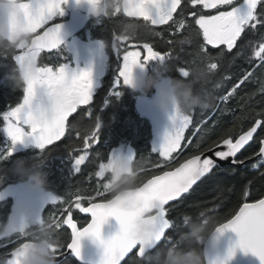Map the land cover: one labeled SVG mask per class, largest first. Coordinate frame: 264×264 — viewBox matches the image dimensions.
Listing matches in <instances>:
<instances>
[{
    "label": "snow or ice",
    "instance_id": "obj_1",
    "mask_svg": "<svg viewBox=\"0 0 264 264\" xmlns=\"http://www.w3.org/2000/svg\"><path fill=\"white\" fill-rule=\"evenodd\" d=\"M66 2L67 0H26L21 4L20 12L15 17L17 22L24 24L33 33L34 39L31 47L16 56V60L22 66L27 63L30 70L27 85L23 89L22 100L9 110L0 113L4 122L2 131L8 141L4 148L0 149V161L7 159L12 153L13 146L17 142H24L25 139H30L42 151L46 149V146L60 141L69 127L70 116L76 113L80 106L90 105L100 85V81L94 80L90 65L78 68L71 67L68 62L59 63L58 66L38 63L42 52L55 50L57 53H66L65 49L60 48L61 26L54 22V17L63 15L62 4ZM181 4L182 0H128L123 12L124 15L143 20L146 26H162L173 22L182 29L186 22L183 19L174 20V14L182 10ZM191 4L193 6L202 5L204 9L216 10L214 15H197L196 12H191L189 15L199 26L205 45L223 46L218 57L223 56L224 49L231 52L246 30L257 29L258 26L264 27V0H191ZM129 41L113 35L112 48L118 56L122 46L128 44L127 47H123L122 63L112 84V94L116 97L120 95V91L116 89L121 84V80L123 85L129 84L130 72L134 65L149 62L166 63L170 56V52L156 51L147 42L139 44L128 43ZM185 41L191 42V38L185 37L179 43L183 44ZM105 44V41H100V48H103ZM202 51L207 54L204 46H202ZM253 54L264 63V42L255 48ZM62 58L66 60V56ZM209 59L215 58L209 57ZM208 67L215 70L218 64L212 62ZM178 71L182 77L187 78L190 75L189 71L183 67ZM250 76L251 73H247L234 86L232 92L222 99L227 100ZM38 90H42V93L47 96V104L43 102L42 97L37 98ZM261 91L264 92V87ZM105 103L108 101L105 100ZM169 119L172 122V131L166 132L163 142L152 148V152H158L168 164L172 163L173 154L184 147L181 142L185 139V130L191 124L189 115L174 114L170 115ZM99 128L100 119L97 117L91 135L85 134L83 137L81 154L73 159L72 169L74 171L79 172L80 166L89 154V149L98 143ZM258 129H264V111L256 113L251 126L235 139L232 136L233 129H229L219 141L213 142L203 151H200V142H198L197 154L185 158L178 166L159 175H153L144 181L132 194L131 203L128 206L111 198H105V194L109 193L105 191L103 183V191H100L101 186L97 185L94 196L85 197L75 194L74 199L67 201V207L64 209L68 213L67 218L60 216L52 217L51 220L55 222L57 229L61 227V224L71 229V239L67 243V249L77 260L81 259L82 237H90L102 249L98 264H122L125 257L132 251L139 249L143 252L144 249L157 245L162 238L166 237V230L175 226L174 221L167 216L169 211L167 206L170 202L188 193L197 181L218 167L217 158L219 161L232 158L234 164H242L243 160L236 159L237 153L253 140ZM259 143L258 155L264 162V139H261ZM221 147L224 150L214 151V158L205 155V152L212 153L213 149ZM104 163L101 162L99 170L95 172L98 178H104ZM163 166L167 167V164ZM256 166L253 165V167ZM244 195L247 196L248 193L245 192ZM85 199L88 201V206L82 207V201ZM50 201L55 205L63 202V198L51 196ZM153 205H155V214L150 218V222L154 225V231L146 237L138 236L137 218L145 209ZM73 207L82 213L90 214V220L86 226L80 228L74 222ZM108 217H115L119 229L110 237L104 238L101 235V226ZM18 219L22 226L26 224L22 217ZM225 229L232 230L238 237L235 244L228 248L225 260L233 255L235 247L238 246L245 251L252 252L260 259L261 264H264V197L242 203L230 219L217 226V231L223 232ZM59 249L60 244L53 251L58 254ZM16 250L17 247L11 251V258L6 260L7 264H14L12 257L16 254Z\"/></svg>",
    "mask_w": 264,
    "mask_h": 264
},
{
    "label": "trees",
    "instance_id": "obj_2",
    "mask_svg": "<svg viewBox=\"0 0 264 264\" xmlns=\"http://www.w3.org/2000/svg\"><path fill=\"white\" fill-rule=\"evenodd\" d=\"M216 10H198L201 15H209ZM194 12L190 7L185 6L177 12L175 21L185 20V27L179 28L177 23L169 22L167 25L151 26L145 25L143 20L136 22L142 27L138 36L129 43L151 44L154 50L168 53L167 60L169 72L165 75L191 81L193 91L196 93L211 94V104L207 109L196 108L188 115L191 117V124L185 130V139L182 141L184 147L173 155L172 163L167 167L161 165L163 158L157 152H152V126L148 118L140 116L138 112L128 114L134 107L127 102L131 100L133 91L121 87L119 97L112 94L108 84L101 86L93 96V100L88 106H81L77 112L69 118L65 136L60 141L51 146H46L43 154L48 158L40 166L46 173V181L42 188L51 192L55 196H61L63 202L53 205L48 203L43 211L44 219L52 217H67L64 211L67 201L74 199L75 194L82 196H94L97 185L103 191L104 178L95 176L99 170V164L106 162L111 149L121 146L131 145L135 151V161L140 168L138 177L143 182L153 175L170 170L181 163L185 158L197 154L196 145L200 142V151L208 148L213 142L219 141L229 129H233L232 136L246 131L254 122L256 113L264 111V63L251 53V48H256L264 42V27L246 30L238 39L236 46L231 52L224 49L222 57H218L221 47L205 45L199 26L195 24L193 18H188L189 13ZM129 19L123 15L122 20L116 17L109 20L107 30L110 38L120 32L121 22ZM156 33H160L157 35ZM185 37H190L191 42L179 43ZM171 42V43H170ZM202 46L206 48V53L202 51ZM20 54V50L0 56V113L7 111L21 102L23 90L13 88L11 82L4 79L9 67L15 65L14 56ZM209 57L215 59L210 60ZM216 62L218 67L215 70L209 69L208 65ZM185 68L190 75L185 78L179 73V68ZM194 69L207 71L206 79H195ZM148 71H151L150 69ZM251 73V76L228 97L235 85L243 77ZM105 84V83H104ZM152 90V89H150ZM149 90V91H150ZM108 100L107 104L104 101ZM97 117L100 119L98 143L91 146L85 162L80 166L79 172L72 169L71 164L76 155L81 154L83 148V137L85 134L91 135V130L95 127ZM3 119L0 116V149L4 148L8 142L3 131ZM79 134V135H77ZM189 137L191 139H189ZM264 139V129H258L251 143L245 147L237 156V160H247L257 154L260 147V140ZM41 151L38 147H28L17 150L0 161V172H6L7 168L17 159L34 161ZM159 165V166H158ZM161 165V166H160ZM253 165H257L253 167ZM23 181L20 177L7 173L0 179V190L9 183ZM248 195L245 196L244 193ZM264 197V162L262 158L254 162L245 164L243 167L228 166L225 168L216 167L207 174L188 193L180 199L169 204L167 207L168 218L174 221V227L167 230L166 237L156 246L163 249L173 242H178L181 249L196 247L194 240H178L182 232L187 231L183 224L184 215H189L193 220H208L218 226L220 223L230 219L239 206L244 202H252ZM105 198H110V194H105ZM84 205L88 204L85 199ZM13 200L10 197L0 199V222L8 219L13 209ZM203 213V216L200 214ZM72 218L81 228L86 224L88 218L78 209L72 208ZM59 241L60 249L58 253L64 252L67 243L70 241V230L61 224L54 233ZM24 237L14 235L6 239H0V256L8 253L13 248L23 242ZM203 247V246H202ZM135 250L122 264H142ZM6 261L1 258L0 262ZM57 264H80L74 257L67 256Z\"/></svg>",
    "mask_w": 264,
    "mask_h": 264
},
{
    "label": "clouds",
    "instance_id": "obj_3",
    "mask_svg": "<svg viewBox=\"0 0 264 264\" xmlns=\"http://www.w3.org/2000/svg\"><path fill=\"white\" fill-rule=\"evenodd\" d=\"M25 2L26 0H0V56H6L14 50H20L21 54L32 45L33 33L15 19L20 12L21 4ZM80 2L81 0L78 3ZM83 3L87 5V11L97 18L96 22L100 23L105 18L123 12L128 0H83ZM125 16L129 19L121 22L117 36L124 40H134L142 26L136 22V18ZM16 56H14L15 65L9 67L4 79L10 81L13 88L23 90L27 85L30 70L27 63L22 66L16 60ZM192 71L195 79L207 78L206 70ZM167 72H169L167 63H153L151 71L147 70L146 64H136L131 69L128 86L142 93L155 89L153 103L169 117L174 114L188 115L196 108L204 110L210 107V93H196L193 91L191 81L167 76L165 75ZM47 158L48 155L43 154L41 150L34 161L17 159L6 172H0V177L11 173L20 177L31 188L40 190L46 181V173L40 166ZM139 171L140 168L133 156L110 155L103 169L105 191L110 194V198L128 206L132 194L143 183L138 177ZM154 214L155 205L145 209L137 218L138 236L146 237L154 231V225L150 222ZM200 215L203 216V213ZM183 224L187 231L182 232L178 240H194L196 247L181 249L178 242H173L163 249H157L154 245L144 249L143 252L138 249L137 256L142 264H215L214 261L208 260L207 249L216 246L223 232L217 231L214 223L206 219L195 221L189 215L183 217ZM56 229L54 221L41 217L22 226L18 217L10 213L7 220L0 222V239L14 235L24 237L12 257L14 264H57L56 253L53 251L59 245L54 235ZM0 264H7V261H2Z\"/></svg>",
    "mask_w": 264,
    "mask_h": 264
},
{
    "label": "flooded vegetation",
    "instance_id": "obj_4",
    "mask_svg": "<svg viewBox=\"0 0 264 264\" xmlns=\"http://www.w3.org/2000/svg\"><path fill=\"white\" fill-rule=\"evenodd\" d=\"M185 6L190 7L194 12L198 10H212V9H204L202 5L193 6L191 4V0H182L181 9L184 8ZM62 8H63V15H57L56 17H54L55 23L68 20L71 11L73 10L79 11L80 13H82V15H87L88 20L84 24L83 28L80 29V31L75 33L70 38H68L60 46V48L66 50V53H57L55 50L51 52H42L41 57L38 58V63L41 65L49 64L50 66H58L59 63L68 62L71 67H78V68H84L90 65L92 67L94 80L100 81V85L96 89V91L99 88H101V86H105L106 84H108L107 87H109V90H113L112 84L115 79V76L118 73V68L122 63L123 47H125V45L122 46L120 55L118 56L116 51H114L112 48L113 36L110 38V34L106 26L108 25L109 20L111 21L116 17L118 18V20H122L124 13L123 12L118 13L116 16H110L108 18L103 19L102 22L97 23L96 22L97 18L93 17L87 11V5L83 3V0H81L80 3H77V0H67L66 3L62 4ZM176 15L178 14L177 13L174 14V18L177 17ZM197 15H201V14L197 13ZM188 18H193V17L189 15ZM193 21L195 22L194 18ZM114 34L117 35L116 33ZM100 41H105L106 43L103 48H100L99 46ZM98 49H101L99 55H101L102 64L97 59L96 53ZM64 56H66L67 61L62 58ZM98 68H101L100 71H102V73L99 75L96 74ZM121 87H125L133 91L131 100L130 101L127 100V102L130 103L135 110L130 109L128 111V114L132 115L135 111L138 112L140 116H142L137 108V98L141 95H151L154 89L142 93L141 91L133 90L128 85H123L122 80H121V84L117 87L116 90L117 91L121 90ZM104 104L107 103H105L104 101ZM134 159H135V153H134ZM86 217L88 218L89 221V217L88 216ZM70 239H71V234H70Z\"/></svg>",
    "mask_w": 264,
    "mask_h": 264
},
{
    "label": "water",
    "instance_id": "obj_5",
    "mask_svg": "<svg viewBox=\"0 0 264 264\" xmlns=\"http://www.w3.org/2000/svg\"><path fill=\"white\" fill-rule=\"evenodd\" d=\"M87 20H88V16L87 15H82V13H80L79 11L73 10V11H71V14H70V17H69L68 20L57 23V24H59L61 26V28H60V36H61V40H62L61 45L68 38H70L75 33L80 31V29L83 28V26H84V24L86 23ZM45 52H49V51H45ZM255 135L256 134H254V137H255ZM235 138H233V139H235ZM250 143H251V141L247 145H245V147H247ZM125 149H126V153L128 155L133 156V158H134V153H135L134 148L131 145H128V146H126ZM243 149H241L240 152ZM216 150H224V149H223V147H221L220 149H213L212 153L205 152V155L206 156H213V158H214V151H216ZM240 152L237 153V156L240 154ZM258 152L253 157L245 160L242 164H234L232 162V158H229L227 161H219L218 158H217L218 167L225 168V167H228V166H234V167L241 168L247 163L254 162V161L258 160V159H261V157L258 155ZM109 154L114 155L115 154V148L111 149ZM109 154H108V157H109ZM237 156H236V158H237ZM108 157H107V159H108ZM166 171H168V170H166ZM157 175H159V174H157ZM203 178L204 177H202L201 179H203ZM199 181H197V183ZM175 201H172L169 204H171V203H173ZM87 206H88V204L85 205L84 207H87ZM83 215L88 216L89 220H90V214L83 213ZM25 218H27V212H26ZM65 218H67V217H65ZM64 226L70 230V234H71V229L67 225H64ZM118 229H119V224L116 221V219L114 217H108L106 222L101 226V235L104 238H108L111 235L115 234ZM166 232H167V230H166ZM237 239H238V237H237L235 232H233L230 229H225L223 231V233L220 235L216 246L214 248L209 247L207 249L208 260L210 262L214 261L215 264H220L221 261H223V264H261L260 259L256 255H254L250 251H245V250L241 249L238 246L235 247L234 253H233V255L230 258H228L226 260L224 259L226 254H227L228 248L230 246H232L233 244H235V241ZM160 242H158V244ZM157 245H154V247H156ZM11 251H9L8 253H5L4 255L0 256V259L1 258H5V260L10 259L11 258ZM134 251H132L131 253H133ZM101 252H102V249L90 237H82V239H81V259L80 260H77L71 254L70 250H68L67 247H66V250L64 252L56 254V262L57 263L60 262L63 258H65L67 256H72L80 264H98ZM131 253H129L125 257V259ZM124 260L122 262H124Z\"/></svg>",
    "mask_w": 264,
    "mask_h": 264
},
{
    "label": "rangeland",
    "instance_id": "obj_6",
    "mask_svg": "<svg viewBox=\"0 0 264 264\" xmlns=\"http://www.w3.org/2000/svg\"><path fill=\"white\" fill-rule=\"evenodd\" d=\"M214 14H216V11L209 15H214ZM127 46L128 44H125V47ZM129 50H134V49H129ZM250 50H251L252 55L254 56L253 53H254L255 48L253 47ZM100 51L101 49H98L96 55H97V59L102 64V58H101V55H99ZM152 64L153 62H149L146 64L147 70L149 69L151 70ZM100 70L101 68H98V70L96 71V74L98 75L101 74L102 71ZM134 71H138V69H134ZM154 93H155V89L151 93V95H141L137 98V108H138L139 113L142 116L148 118L152 126L151 149L154 146H158L159 144L163 142L166 132L172 131V122L169 119V115L162 112L153 103ZM41 97L43 98V102L47 104L48 103L47 96L42 93V90H38L37 98L39 99ZM3 127H4V122H3L2 129ZM28 147H37V146L35 145V143L31 142L30 139H25L24 142H17L13 146L12 152L17 151V150H22ZM125 148H126L125 146H121L117 148L114 155H120L121 157H127L128 154L126 153ZM167 163L168 162L165 161L161 165L167 164ZM71 167H72V164H71ZM51 196H55V195L45 190L44 188H41L40 190H35L31 188L24 181H17L14 183L6 184L0 190V199H5L7 197H10L13 200L14 204H13V209H12L11 214L18 216V218L22 217L25 223L34 221L38 216L42 217V211L44 207L48 203H51L50 201ZM84 206L85 205L82 202V207ZM26 212H27V218H25Z\"/></svg>",
    "mask_w": 264,
    "mask_h": 264
}]
</instances>
